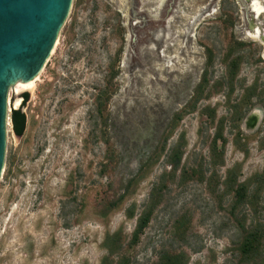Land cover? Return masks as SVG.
I'll return each mask as SVG.
<instances>
[{"label": "rangeland", "instance_id": "rangeland-1", "mask_svg": "<svg viewBox=\"0 0 264 264\" xmlns=\"http://www.w3.org/2000/svg\"><path fill=\"white\" fill-rule=\"evenodd\" d=\"M127 17L72 0L31 89L10 86L8 109L28 100L23 135L8 111L0 264H100L114 232L111 264H264L262 45L236 0H178L169 43L128 71ZM239 223L261 224L250 254Z\"/></svg>", "mask_w": 264, "mask_h": 264}, {"label": "water", "instance_id": "water-1", "mask_svg": "<svg viewBox=\"0 0 264 264\" xmlns=\"http://www.w3.org/2000/svg\"><path fill=\"white\" fill-rule=\"evenodd\" d=\"M72 0H0V175L8 125L11 85L34 78L49 56ZM248 36L262 45L264 0H236ZM128 39L124 63L128 71L143 66L141 51L159 55L170 41L168 21L178 0H126ZM16 109V108H13ZM251 121V118H250Z\"/></svg>", "mask_w": 264, "mask_h": 264}, {"label": "trees", "instance_id": "trees-1", "mask_svg": "<svg viewBox=\"0 0 264 264\" xmlns=\"http://www.w3.org/2000/svg\"><path fill=\"white\" fill-rule=\"evenodd\" d=\"M205 84L204 78L199 83L198 87ZM22 102L16 109H11L9 113L11 129L16 136H21L24 133L26 127V115L22 110L25 102L28 100V93L24 92L22 94ZM221 137V136H220ZM234 188V198L237 203H246L247 200V184L244 182H238L235 180ZM149 221V215H143L139 218L136 230L132 240L129 242L130 245L135 244L138 240L139 234L144 230ZM259 226L261 224H255L250 230H246L243 224L239 223V228L243 233V248L244 254H250L252 251L256 250L261 241V236L259 233ZM120 234L119 232L107 233L103 240V247L105 248L106 255L100 261V264H111L114 254H119L118 249L120 247Z\"/></svg>", "mask_w": 264, "mask_h": 264}, {"label": "bare ground", "instance_id": "bare-ground-1", "mask_svg": "<svg viewBox=\"0 0 264 264\" xmlns=\"http://www.w3.org/2000/svg\"><path fill=\"white\" fill-rule=\"evenodd\" d=\"M36 76L29 80L28 82H19L17 85V92H19L20 89H31L33 86L34 82L36 81ZM35 86V85H34ZM20 106V101H17L15 104V108Z\"/></svg>", "mask_w": 264, "mask_h": 264}, {"label": "flooded vegetation", "instance_id": "flooded-vegetation-1", "mask_svg": "<svg viewBox=\"0 0 264 264\" xmlns=\"http://www.w3.org/2000/svg\"><path fill=\"white\" fill-rule=\"evenodd\" d=\"M72 2V1H71Z\"/></svg>", "mask_w": 264, "mask_h": 264}]
</instances>
